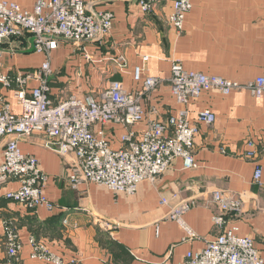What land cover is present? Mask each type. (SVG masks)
Segmentation results:
<instances>
[{"label":"crops","instance_id":"0c3cea01","mask_svg":"<svg viewBox=\"0 0 264 264\" xmlns=\"http://www.w3.org/2000/svg\"><path fill=\"white\" fill-rule=\"evenodd\" d=\"M14 1L30 11L37 2ZM87 1L96 10L114 12L113 29L103 42H88L85 49L64 42L52 51L56 102L72 94L102 91L115 80L140 91L142 83L133 80V72L141 67L143 75L164 79L157 91L142 100L149 117L166 119L181 108L170 84L175 61L181 60L187 69L240 83L264 76V0H192L183 34H177L167 20L172 0L161 1L148 14L140 11L136 0ZM0 50L1 70L13 76L41 66L48 58L34 50L30 34ZM12 93L0 85V95L7 96L19 112ZM205 107L216 113L217 121L200 126L195 139L198 167L185 169L183 159L176 158L157 183L143 182L134 195L115 193L92 182L75 189L68 181L70 164L46 146L49 139L41 134L21 139L20 149L36 156L47 175L45 195L55 207L26 211L4 196L5 189L0 190V264L8 262L5 219H12L19 230L24 245L21 264H48L31 259V234L48 240L54 252L79 264H182L188 252L202 250L218 235L213 220L216 208L209 203L216 188L244 201L243 213L230 217L239 224L242 236L254 238L264 258V97H254L247 90L228 96L209 92L188 108L194 114ZM105 128L113 147L119 148L126 128L114 124ZM137 129L142 132L146 125ZM249 139L257 143L255 159L246 156ZM6 141L0 138V158ZM256 163L263 166L261 186L253 182ZM10 187L16 189L18 184ZM162 197L169 203H161ZM187 200L193 205L183 220L197 234L193 240H184L186 230L181 223L167 219L173 206Z\"/></svg>","mask_w":264,"mask_h":264},{"label":"built area","instance_id":"2783aa9c","mask_svg":"<svg viewBox=\"0 0 264 264\" xmlns=\"http://www.w3.org/2000/svg\"><path fill=\"white\" fill-rule=\"evenodd\" d=\"M145 14L155 11L163 0H136ZM192 0H172L168 23L181 34ZM115 14L111 10H96L87 0H37L32 11L14 0H0V49L6 43L33 36L34 50L48 56L34 69L5 73L0 66V85L13 91L20 105L15 112L7 96L0 95V138H7L0 158V190L4 196L18 203L26 211L40 206L54 209L45 195L47 175L39 159L24 153L19 141L33 134L49 139L46 146L61 155L70 164L68 181L71 187L96 183L115 193L134 195L143 182L157 183L176 158H182L185 169L198 167L195 139L201 125H213L216 113L209 107L193 112L189 105L209 92L228 96L237 90H247L254 97H264V76L240 83L202 72L188 70L179 61L171 66V91L181 108L164 119L149 117L142 97L157 91L164 83L159 76L143 75L136 67L133 80L142 83L135 91L121 81H111L102 91L84 95L72 94L56 102L52 97V68L50 55L59 41H68L76 48L85 49L88 42H103L111 35ZM2 50H0L1 54ZM126 67V63H123ZM35 82V86L31 83ZM126 128L119 148L106 132V125ZM145 124L140 132L137 127ZM257 143L247 141L246 156L255 159ZM263 166L255 164L253 182L262 185ZM18 187L12 189L11 183ZM161 203L169 200L162 197ZM209 203L216 208L213 216L218 231L215 239L197 252L190 251L182 264H264V258L255 246L253 237L242 236L239 224L231 215L243 213L244 201L224 189L211 191ZM193 205L190 200L173 206L167 219L178 221L186 230L184 240H193L197 234L183 220ZM102 224V222H101ZM105 226L110 227L108 222ZM7 244V264H21L23 242L12 219L3 221ZM31 259L48 264H79L77 259H65L51 249L46 239L33 234L29 238Z\"/></svg>","mask_w":264,"mask_h":264},{"label":"rangeland","instance_id":"374dc122","mask_svg":"<svg viewBox=\"0 0 264 264\" xmlns=\"http://www.w3.org/2000/svg\"><path fill=\"white\" fill-rule=\"evenodd\" d=\"M184 30H185V27H184V29H183V31H182L181 34H183ZM64 42H68V41H62V40L59 41V43H64ZM179 62L182 63L181 60H179ZM182 64H183V63H182ZM185 68H186V67H185ZM186 69H187V68H186ZM188 70H191V69H188ZM193 71H197V70H193ZM198 72H202V71H198ZM202 73H204V72H202ZM205 74H206V73H205ZM207 75H208V74H207ZM219 76H220V75H219ZM221 77H223V76H221Z\"/></svg>","mask_w":264,"mask_h":264}]
</instances>
